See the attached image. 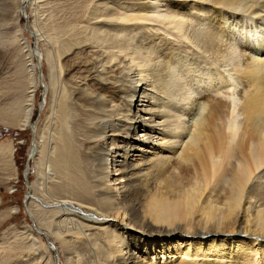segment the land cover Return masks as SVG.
Listing matches in <instances>:
<instances>
[{
  "label": "bare ground",
  "instance_id": "obj_1",
  "mask_svg": "<svg viewBox=\"0 0 264 264\" xmlns=\"http://www.w3.org/2000/svg\"><path fill=\"white\" fill-rule=\"evenodd\" d=\"M29 1L31 4L34 0ZM108 1L103 6L95 4L88 22L94 21L97 27H92V36L84 37L79 43L87 41L91 44L87 43L88 46L100 48L96 57L100 66L91 78L93 90L89 94L93 100L92 111L98 117L90 127L87 141L103 144L83 153L75 146V137L70 136L66 129L62 130L61 137L57 139L58 157L51 163L61 171V177L65 175L68 178L70 185L66 183L69 187L64 189L55 185L49 197L44 189L49 175L46 171L50 172L53 165L46 163L45 158L42 164L37 163L43 182L37 180L33 191L57 204L51 205V209H43L44 218L46 213L51 214V221L43 223L38 215L43 211L38 209L37 214L36 202L28 201L29 215L36 222L37 229L44 231L38 233L46 238L45 247H42L37 238L30 237L38 254L28 264H41L46 255L47 264H60L55 258V253L59 254L55 248L57 243L64 248V254L72 255L73 239L81 237L86 242H94V236L95 242L104 241L102 253L106 260L115 264H149L152 254H176L184 245L187 247L185 257L178 264H207L209 257L220 264L228 252L230 240L237 243L233 250L237 262L257 264L256 259L254 261L246 254L251 250L250 253L257 256L260 252L264 259V208L259 205L252 212V218L246 204L252 198L264 200L261 188L251 184L253 176L264 170V0H164L170 3V8L181 9L176 10V15L166 13L157 18L152 15L159 6L156 0ZM26 2L0 0V32L14 28L16 32L12 36L13 41H2L0 34V75L4 76L2 83L5 82V86L0 84V88L4 87L0 91V101L20 95L21 98H17L22 105V113L15 114L16 118L21 116L15 123L19 130H27L31 125L32 93L37 92L40 84L37 56L33 46L27 50V44L24 45L26 49L21 44L25 36L13 16L14 11L20 12ZM121 9H125L124 13H120ZM206 9H211V19L203 18ZM128 11L131 13L127 14ZM186 15H194L199 24L209 20L207 29L192 31L193 38L207 54L218 53L221 38L229 40L232 47L226 57L234 66V73H221L214 63L207 60L211 63L207 65L197 56L187 60L169 57L170 60L164 64L167 70L165 78L163 81L157 78L160 93L154 95L152 92L155 93L159 86L158 83L153 85L152 77H148L152 74H144L148 70L141 69L145 66L141 62L143 54L137 55L130 50L135 40L148 34L147 31L135 32L138 30L136 23L145 19L158 22L159 19L183 35L189 25L182 17ZM239 22L246 26L247 31L258 30L255 29L251 35V32L247 33V40L242 41L238 34ZM36 31V36L41 39L40 31ZM69 39L64 48L78 45L77 41ZM116 48L117 52L124 53L123 58L128 57L120 61L125 63L123 69L127 71V79L122 83L118 80L111 82L114 76L111 73L115 70L107 66L118 59L113 51ZM61 50L58 48L60 58ZM22 53L27 59H23ZM157 54L146 58L152 61L162 55ZM59 67L61 72V64ZM239 81L243 84L242 105L238 109L240 113H236L239 102H236L235 94ZM100 90L108 94V98H117L129 107L134 106V113L123 115L121 110L111 108L110 102L98 92ZM50 92L56 98L54 86ZM67 103L64 98H57L56 105L49 110L52 114L57 107L62 123L70 115ZM238 115L243 116L240 126ZM164 118V122L173 121L168 131L161 129L164 123L160 121ZM43 131L46 133L45 128ZM159 131L164 139L170 137L174 140L167 146L158 145ZM44 138L47 144V136ZM2 145L0 143V155L7 156L8 161L14 163L13 143ZM41 146L37 144L33 150H42ZM159 146L168 155L152 163L151 157L158 154L154 151L160 149ZM43 155L45 157V153ZM40 160L43 161L42 158ZM248 216L251 219L245 220ZM106 245L108 252L105 251ZM204 246L209 247L206 250Z\"/></svg>",
  "mask_w": 264,
  "mask_h": 264
},
{
  "label": "rangeland",
  "instance_id": "obj_2",
  "mask_svg": "<svg viewBox=\"0 0 264 264\" xmlns=\"http://www.w3.org/2000/svg\"><path fill=\"white\" fill-rule=\"evenodd\" d=\"M20 1L22 2L24 0H20ZM107 1L108 0H34L33 2L31 1L30 4L29 3L30 1L27 0V2L22 5L23 7H21L20 12H18L16 9L17 11L16 14V11H14L15 9L13 10L14 11L13 16L15 17V18L13 17L14 21L16 22V25L18 27H21V32H23L25 36V39L22 36V39L24 40H22L21 44L23 46L27 44L26 45L27 50L31 46H33L32 50L34 54L37 56L36 70L38 72L37 74L39 76L40 84H38L39 86L37 92L32 93V98L34 99V101L32 103V106H30L31 125L28 127L27 130H19L15 125L19 117H21L20 115L22 113L21 110L22 105L19 103L20 101H18L21 98L20 95L19 94L15 95L14 96L15 99L14 97H12V99L11 98L6 99L5 100L6 102L4 100L0 101L1 102L0 103V143L2 145L12 142L15 150L14 159H13L14 163L12 161H8L7 156L4 157L0 155V264H28V262L32 263L33 257L35 258L37 256L36 254H38V252L35 253V247L37 246L35 247L33 246L32 244L33 242L31 241L32 237L33 239L37 238L36 239L37 243H39V245H41L42 247H45L46 238H44L43 235H40L44 231L37 229L38 226L36 225V222L33 221L32 217L29 215L27 206H28V201H33L36 202L35 210L37 211L39 209V211H43V209H51L53 208L52 206L57 204V202L55 201L47 200L43 196L41 197L40 195L34 193L33 185H35L36 187V184L38 183L37 180H40L41 183L43 182L38 172L37 163L39 162L40 164H42L46 160V163H49V165L51 166L53 165V163L51 162L58 157L57 139L59 140V138L61 137L60 132L66 129L70 136H74L75 138L73 137L72 138L74 140L75 146L80 148L81 152L83 153L86 152L84 150L88 149V151H92L93 149H97V147L102 146L103 144V142L88 143L87 141V138L90 136L91 133V128L92 126H94L93 123L96 122L95 120H97L98 117V115H95L94 111H92L93 100L89 98V94L92 93L93 90V87L90 86L91 78L93 77V74L95 73V70L99 65L96 61V57H98V54H100V48L98 47L92 48L88 46L87 43L89 44V42L87 41L82 42L81 45L79 43L81 42L80 40L85 39L84 37L92 36V32H91L92 27L95 26L97 27V25L93 23L94 21L88 22V17L91 10H93L95 4L97 6H103ZM156 3L159 5L157 7L158 9H156L155 11L156 15L154 13L152 14L156 18L157 16H161L166 13L170 15L172 14L176 15L177 13L176 10L181 9L180 7L176 8V10L175 8H170L171 7L170 3L164 0H156ZM119 11L120 13H124L125 9L124 10L121 9ZM129 12L131 13V11H128L127 14H130ZM203 16H204L203 18L209 19L210 16H212L211 9H206L203 13ZM26 17L29 18V20H27ZM182 17H184V19L186 18L185 20H187V23H189L186 32L182 33L183 35L176 33L172 25L168 23L164 24V22L161 23L159 19L158 22L150 19L149 20L145 19V20H140L136 23V26L138 25L137 26L138 28L136 29L138 30H136L135 32L140 33L147 31L148 34H146L147 36L145 37L138 38V40H135L134 46H131L132 48L130 50L131 51L134 50L137 55L143 54V57L141 59L142 61L141 60L139 61H141L142 64H144L145 66H142L141 69L148 70L144 74L147 75L152 74V75H148V77L149 78L152 77V81H154L153 85L155 84L157 85L158 83L159 86V81H157V78L158 79L160 78L162 81L165 78L166 76L165 74L167 71L165 69L166 68L165 61L166 60L169 61L170 60L169 57H173L176 60L177 58L179 60L180 59L187 60L190 58L194 59L197 56L199 59L203 60V62H205V64L207 65L214 63L215 64L214 66L221 73L224 72L227 74V71L228 73L229 72L234 73V66L228 62L226 57V54L232 47V44L229 42V40L225 37L221 38V40L219 41L218 53L207 54L205 50H203L201 44L199 45L196 42V40L193 38L194 32L192 31H195L196 29H207L210 25L208 24L209 20L203 21L201 22V24H199L200 21L196 17H194V15H186ZM236 23L235 25L237 26ZM34 26L36 29L40 31L41 39L38 38L39 36L38 37L36 36L37 31L34 28ZM18 27L16 29H18ZM145 28H147L148 30H145ZM238 28L240 29L238 31V34L241 36V40L242 41L247 40L246 35L247 33L249 34V32H251L250 29H248L249 31H247L246 26L240 22L238 24ZM14 29L2 30V32H0V34L2 35L1 40L2 41L6 39H8L9 41L12 40L13 39L12 36L13 35L15 36ZM255 29L253 28L252 32L249 35L254 33ZM150 31H152L153 33H150ZM136 35H138V33ZM69 38H72L73 41L74 40L77 41L78 45L75 46L71 45L69 46L70 49L68 47L64 48L65 47L64 44L66 43V40L70 41ZM229 44L231 45L229 46ZM58 48L62 49L61 58L58 55ZM240 49H241L240 46H238V50L241 53ZM25 51L26 50H24V53ZM113 51L114 54L117 53L115 58L118 59L113 60L110 64L107 65L109 69L115 70L114 73H111V75H114L112 76L111 82L118 80L119 83H122L124 82V80L127 79L126 78L127 71L123 69L125 63H120L121 59L124 57L123 55L124 53L117 52L119 51L118 48L114 49ZM141 51L142 52L145 51V53H142ZM156 52L157 53L159 52V54L161 53L162 55H160L159 58H156L155 60L152 61L151 60L149 61L150 58H146L148 56L149 57H153L154 55L157 56L158 54ZM25 54H23L25 56V57L23 56L24 60L27 59L26 58L27 56ZM127 59L128 57L127 58L125 57L122 60L124 61ZM207 60H209V62L211 63L207 62ZM60 64H61V72L59 67ZM99 69L103 70V67L102 68L99 67ZM117 69L120 70L119 72L116 73ZM175 70L176 68L174 67V71ZM156 74H160V75L157 77L155 76ZM3 79L4 76L0 75V84L3 82ZM161 80L160 82H162ZM2 84L5 86V82ZM239 84L242 85V87L238 85V90L236 91L235 94V98H238L236 102L237 101L239 102L236 113H240L239 106L242 105L241 91L243 90V84L240 81ZM52 85L54 86L56 98L55 96H52L53 92H50L53 89ZM3 89L4 87L0 88V91ZM158 90H160V86L158 89L155 90V93L152 92V94L154 95H157V93L159 94L160 91ZM98 92L104 97L103 99L105 101L107 100V102H110L111 108L113 107L115 110H121V114L123 113V115H128L129 113H134L135 110L134 106L133 107L130 106L131 107L130 110V107L123 100H119L117 98L115 99L108 98V94H106L104 91L101 90ZM47 93H49L48 100L46 98ZM224 95H229V94H224ZM17 96L18 98L19 97L20 98L18 99ZM61 97L68 102L67 112L70 113L69 118L66 119L64 123H62V120L59 118L60 112L58 111L57 107L56 108L54 107L55 111L52 114L49 112L50 107L56 105L55 104L56 99L57 98L59 99ZM51 102L52 103L54 102V104H51ZM183 105H185V103ZM83 107H84V112L82 111ZM15 114H20V115L19 117L17 115L16 118ZM238 117H239L238 121L240 126L242 124V122L240 121L243 119V116L238 115ZM183 118H185V116H182V119ZM164 120L165 118L160 121L161 123H164V126H161V129L164 128L165 129L164 131H168L169 130L168 126L172 124L173 121H171L172 119L170 121L168 120L169 121L168 123V121L164 122ZM44 128L46 129L47 134L45 133V131H43ZM67 128H69V130ZM157 133H159L157 136L158 137L160 136L157 141L158 145L162 144L167 146L174 140L170 137L164 139L163 133L161 131ZM43 136L44 137L47 136V142H48L47 144H45V138ZM37 144H40V146L42 145L41 149L42 148L43 149L42 150L38 149V151L36 152L33 149H35ZM44 144L46 147H43ZM39 151L40 153L38 154ZM155 151L154 153H158V154L153 155L151 157L152 163L157 161V159H161L162 156H165V154L168 155L167 152L163 153L164 151L163 148H160ZM35 153H37V157ZM44 153H45V157L43 155ZM40 154L43 156H41ZM41 158L43 159V161L40 160ZM28 164H29L28 167L29 171L26 174V170H27L26 167ZM54 167H55L54 165L50 167V172L48 170L46 171V173L49 174L47 175L48 178L46 176L45 188H44L45 191L47 190L46 192L47 197L52 195V189H54L55 185H58L59 187H61V189L62 188L64 189L67 186L69 187L70 185L69 183H67L68 178H66L65 175H64L65 178L63 176L61 177V175H63L61 171H58L59 169L57 167L55 168ZM258 173L257 175L253 176L251 184L254 183L255 185L259 186L261 188V192L264 194V170L259 171ZM66 183L69 185H67ZM246 205H247L246 210L249 207L248 211H250V214L248 215L251 216L252 212L254 213L255 209L258 208L259 205L260 208H264V200L258 201V199L252 198V200L249 201V203H247ZM43 212L40 215V212L38 214L37 211V214L40 217L38 215L37 216L40 218V220L43 223L50 222L51 214L49 215L46 213L47 217L45 216L46 218L45 219L43 217L45 215V212L44 213ZM250 216H248L249 218L248 217L245 218V220L251 219V217L253 218V215L251 217ZM49 238H51V236H49ZM224 238L225 237H222L221 239ZM93 240L94 242L93 241L86 242L85 239L81 237L73 239V241H71V244L73 243L71 245L73 249L72 255H67L66 253L64 254L63 252L64 248L62 249V247L59 246V244L57 243L55 248L57 249V251L59 250V254L58 252H56L55 258L56 257L58 258L60 264H67V260L69 264H115V262L112 260H106V258L104 257V253H102L101 244L104 245V241L98 240L97 242H95L96 241L95 236ZM233 242L234 241L230 240L229 243L231 244H229L230 246L227 247L228 252L226 251L227 253L224 254L225 257L224 259L221 260L220 264L243 263L242 261H238L240 262L238 263L236 261V258L234 257L233 250L235 249V245H237V243L234 244ZM216 243L217 242H215L214 244ZM209 246L207 247L204 246V247L207 250ZM105 248H106L105 251L108 252L109 248L107 245ZM186 249L187 247L184 245L181 247L180 251H178L176 254L165 253L166 254L165 255L164 252L163 253L161 252L159 254H152V258L151 260H149V264H178L179 261H181V259H184ZM250 251H247L249 252V254L248 253L246 254L247 257H249L250 259L253 258L254 261L256 259L258 262L257 264H264V259L261 257L260 252H257L259 254L257 256H254V253L253 252L250 253ZM208 259L210 260V262H207V264L219 263L217 261H213L216 259H213L212 257H209ZM34 261L36 262L35 259ZM47 262H48V256L46 255L44 259H42L41 264L42 263L47 264Z\"/></svg>",
  "mask_w": 264,
  "mask_h": 264
},
{
  "label": "water",
  "instance_id": "obj_3",
  "mask_svg": "<svg viewBox=\"0 0 264 264\" xmlns=\"http://www.w3.org/2000/svg\"><path fill=\"white\" fill-rule=\"evenodd\" d=\"M26 19L29 20V18H27V17H26ZM28 167H29V164H28L27 167H26V168H27V170H26V174H27L28 171H29V168H28ZM56 258H57V257H56Z\"/></svg>",
  "mask_w": 264,
  "mask_h": 264
}]
</instances>
